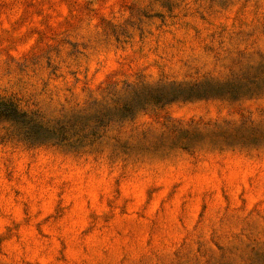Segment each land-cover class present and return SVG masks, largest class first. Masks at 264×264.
I'll return each instance as SVG.
<instances>
[{
    "label": "rangeland",
    "instance_id": "374dc122",
    "mask_svg": "<svg viewBox=\"0 0 264 264\" xmlns=\"http://www.w3.org/2000/svg\"><path fill=\"white\" fill-rule=\"evenodd\" d=\"M0 264H264V0H0Z\"/></svg>",
    "mask_w": 264,
    "mask_h": 264
},
{
    "label": "trees",
    "instance_id": "16d2710c",
    "mask_svg": "<svg viewBox=\"0 0 264 264\" xmlns=\"http://www.w3.org/2000/svg\"><path fill=\"white\" fill-rule=\"evenodd\" d=\"M0 117L21 122H29L31 120V116L28 112L19 109L9 98L3 97H0Z\"/></svg>",
    "mask_w": 264,
    "mask_h": 264
}]
</instances>
